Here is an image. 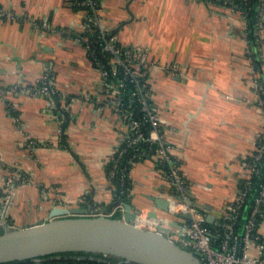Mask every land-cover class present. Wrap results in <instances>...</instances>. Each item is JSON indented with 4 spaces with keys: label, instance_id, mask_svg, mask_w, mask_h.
<instances>
[{
    "label": "crops",
    "instance_id": "1",
    "mask_svg": "<svg viewBox=\"0 0 264 264\" xmlns=\"http://www.w3.org/2000/svg\"><path fill=\"white\" fill-rule=\"evenodd\" d=\"M100 1L103 23L116 29L117 41L145 46L158 63L151 74L152 97L165 138L196 205L217 220L235 194L241 161L261 122L241 13L217 0ZM0 6L25 15L22 20L0 16V206L6 205L5 220L25 226L45 219L53 205L102 207L114 196L105 164L121 128L98 101L97 72L82 46L61 31L77 30L82 12L71 0H0ZM42 22L49 30L39 27ZM260 37L256 73L264 77V28ZM168 65L180 67L181 74L169 73ZM45 69L52 71L59 90L74 94L63 136L44 97L2 89L35 83ZM28 138L39 140V146L28 148ZM13 172L16 180L8 187L5 181ZM129 178L133 209L164 216L152 197H164L167 185L151 154L132 165ZM182 219L171 217L170 225ZM136 223L144 224L140 216ZM259 231L264 235V220Z\"/></svg>",
    "mask_w": 264,
    "mask_h": 264
},
{
    "label": "built area",
    "instance_id": "2",
    "mask_svg": "<svg viewBox=\"0 0 264 264\" xmlns=\"http://www.w3.org/2000/svg\"><path fill=\"white\" fill-rule=\"evenodd\" d=\"M224 2L231 4L228 5L231 10H236V5L230 0ZM71 3L82 12L78 29L74 31L63 28L61 31L82 46L86 57L97 72L95 89L100 95L98 101L102 108L111 111L115 123L121 128V138L114 145L110 157L113 163L108 179L112 180L117 172L120 185L123 186L132 165L151 154L168 188L164 195L168 200L165 210L168 215L148 216L147 210H140L136 212L137 215H145V218L144 224L139 226L151 230H157V226H165L167 237L195 253L201 264H264V235L259 231V225L264 220V162L262 161L264 103L260 97L261 83L257 79L251 55L262 41L260 32L264 28V0H258L252 40L249 37L250 28L246 14L240 12L245 24L243 30L246 42L245 56L250 67V81L255 94L254 103L261 112V122L256 130L250 152L241 161L235 194L222 205L221 214L213 223L207 222V212L199 208L193 200L190 181L180 169V162L174 157L172 146L165 138L160 110L152 97L151 74L158 63L150 58L145 46L122 44L117 41L115 29L103 23L100 0H71ZM0 16L7 19L25 18L24 14L16 15L1 6ZM39 27L42 30H49L50 26L42 22ZM49 72V69L42 71L37 80L39 84L25 85L15 82L11 84L10 90L19 92L22 89L23 92L44 97L52 113L56 131L61 132L66 112L70 114L69 107L74 94L59 90L54 78L49 77ZM168 72L180 75L182 69L176 65H168ZM60 94H70L69 100L60 96L61 100L58 103L55 97ZM58 108L61 109L60 112ZM17 117L16 115L15 118ZM139 143L144 145L140 149L137 147ZM39 144V140L28 138V148H36ZM129 147H133L134 151L127 153ZM163 166L165 169L162 168ZM17 177L20 178L19 171ZM14 180L16 178L13 172L7 176L6 185L12 187ZM113 192L119 197V202L109 214L119 212L122 215L124 210L122 202L125 200L120 194L123 195L125 190L121 188L116 191L113 187ZM8 199L9 196H6V201ZM243 209L246 214L243 220L239 221ZM181 213H188L189 217L182 216L180 225L171 226V217L181 216ZM74 257L84 259L81 255ZM108 258L103 256L97 257L96 260L103 264H116V260L111 263ZM31 264L47 263L45 258L35 257Z\"/></svg>",
    "mask_w": 264,
    "mask_h": 264
},
{
    "label": "water",
    "instance_id": "3",
    "mask_svg": "<svg viewBox=\"0 0 264 264\" xmlns=\"http://www.w3.org/2000/svg\"><path fill=\"white\" fill-rule=\"evenodd\" d=\"M152 199L159 208L167 209L165 197ZM118 202L119 197L114 195L100 208L53 205L42 221L17 227L5 220L6 205L0 206V263L52 253L84 252L112 256L116 264H201L195 253L167 237L165 226H157V230L139 226L130 200L122 202V215H110ZM148 214L158 215L155 210ZM206 220L216 222L211 213H207Z\"/></svg>",
    "mask_w": 264,
    "mask_h": 264
},
{
    "label": "trees",
    "instance_id": "4",
    "mask_svg": "<svg viewBox=\"0 0 264 264\" xmlns=\"http://www.w3.org/2000/svg\"><path fill=\"white\" fill-rule=\"evenodd\" d=\"M217 1L218 2H224L225 0H217ZM230 1L236 5L235 9L237 11H239V12L242 11L246 14L248 26L250 28V33H249L250 36L249 37L251 38V40L254 39L253 29H254V21H255L256 15L258 13V11L256 9L257 4H258V0H230ZM226 4L231 5L228 3H226ZM251 55L253 58L255 69H258L257 66L259 64V55H258L257 51L256 50L253 51V53ZM49 77H53L52 71L49 72ZM257 79L261 83L260 97L264 103V77L262 75H260V76H258ZM35 83L39 84V81L38 82L36 81ZM0 85H2V84H0ZM10 86L11 85H3L2 89L4 91H7L8 89H10ZM60 96L66 98V100H69V98H70V94H64V95L60 94L58 97H55V99L57 100L58 103H60L59 101L61 100ZM57 110L59 112L61 111L60 108H58ZM12 113H16V111L14 110V111H12ZM68 117H69V115L66 112L65 120ZM65 120L63 121L62 126L65 124ZM143 146L144 145L141 143H139L137 145V147L139 149L142 148ZM133 151H134V148L129 147L127 150V153H131ZM262 161L264 162V154H263ZM112 163H113V161H112V159H110L105 164L107 177L109 175V170L112 168ZM162 168L165 169L164 166ZM111 181H112V184H114V190L116 189V191H118L121 188H123L125 190L123 195L120 194V197L125 201L129 200V195H127V193L129 194V188L131 186L129 176L128 177L126 176L123 186L120 185V180H119V176H118L117 172H115V176L112 178ZM167 190H168V188H167ZM0 193H2V192H0ZM245 214L246 213L244 212V209H243V211H241V214H240L238 220L242 221ZM119 215H120L119 212H116L113 214V216H115V217H117ZM78 255L83 256L84 259H77L74 257V256H78ZM55 256H59V257H55ZM89 256H93V258H89ZM39 257L45 258V263H47V264H103V263H100L98 260H96L97 257H103V256L100 254H96V253L90 254V253H84V252H61V253H52V254L42 255ZM108 259L111 261V263H114V261H115V258H113L112 256L109 257ZM31 262H32V259H24V260H13V261L2 262L0 264H31Z\"/></svg>",
    "mask_w": 264,
    "mask_h": 264
},
{
    "label": "bare ground",
    "instance_id": "5",
    "mask_svg": "<svg viewBox=\"0 0 264 264\" xmlns=\"http://www.w3.org/2000/svg\"><path fill=\"white\" fill-rule=\"evenodd\" d=\"M139 216L144 220V218H145L144 216L145 215H137L136 218H138ZM135 222H136V219H135ZM143 223H144V221H143Z\"/></svg>",
    "mask_w": 264,
    "mask_h": 264
},
{
    "label": "rangeland",
    "instance_id": "6",
    "mask_svg": "<svg viewBox=\"0 0 264 264\" xmlns=\"http://www.w3.org/2000/svg\"><path fill=\"white\" fill-rule=\"evenodd\" d=\"M132 44H133V43H132ZM134 44H136V43H134ZM163 214H164V215H166V214H167V212L164 210V211H163ZM167 215H168V214H167Z\"/></svg>",
    "mask_w": 264,
    "mask_h": 264
}]
</instances>
